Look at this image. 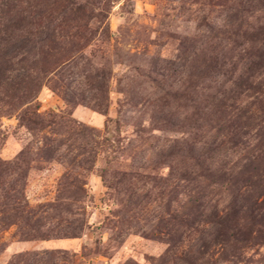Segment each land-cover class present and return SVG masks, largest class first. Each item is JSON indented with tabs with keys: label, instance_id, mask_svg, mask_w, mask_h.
I'll use <instances>...</instances> for the list:
<instances>
[{
	"label": "rangeland",
	"instance_id": "obj_1",
	"mask_svg": "<svg viewBox=\"0 0 264 264\" xmlns=\"http://www.w3.org/2000/svg\"><path fill=\"white\" fill-rule=\"evenodd\" d=\"M45 26L44 83L0 75V264H264V0H0Z\"/></svg>",
	"mask_w": 264,
	"mask_h": 264
},
{
	"label": "trees",
	"instance_id": "obj_2",
	"mask_svg": "<svg viewBox=\"0 0 264 264\" xmlns=\"http://www.w3.org/2000/svg\"><path fill=\"white\" fill-rule=\"evenodd\" d=\"M32 25V22H28L21 27V30L25 32L24 30H28L29 26ZM46 28L48 27L45 26L44 31L40 30L38 35H35L31 31H27V33H23L22 35L19 34L17 36V33L12 32L8 34L6 31H3L5 35L3 36L2 34V36H0V75L6 70L12 71L16 69L20 71L17 76L19 79L13 81L12 86L16 89L22 90V94H24L23 96L25 97L30 95L32 91L36 90V88L40 86V84H43L45 80L43 74L45 70L37 64L36 60L33 62L29 61L32 56L36 58L42 55L40 52L43 49V46H45L47 40H50L49 30ZM38 36V40L33 39ZM18 56L23 57L19 60L23 65L19 68H15L12 65L10 66L9 62H13ZM100 90L101 92L103 91L102 89ZM100 102L101 101L99 100L95 101L94 107L97 108V110H103ZM72 236H74V234Z\"/></svg>",
	"mask_w": 264,
	"mask_h": 264
}]
</instances>
